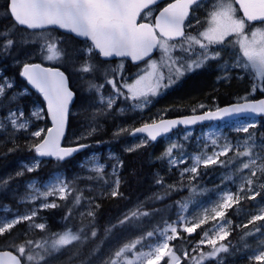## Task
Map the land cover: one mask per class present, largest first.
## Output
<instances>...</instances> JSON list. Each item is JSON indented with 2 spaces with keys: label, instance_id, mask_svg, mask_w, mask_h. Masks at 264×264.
Wrapping results in <instances>:
<instances>
[{
  "label": "snow or ice",
  "instance_id": "1",
  "mask_svg": "<svg viewBox=\"0 0 264 264\" xmlns=\"http://www.w3.org/2000/svg\"><path fill=\"white\" fill-rule=\"evenodd\" d=\"M158 0H8L7 14L12 17L14 26L24 27L26 30H38L39 39L43 40L40 47V53L44 59L48 61H58L64 58L66 50L62 47L63 40L52 37L47 29H64L70 34H74L77 38H85L90 42L83 54L88 57L81 65L79 71L83 73H92L99 71L97 65L91 63L92 54L95 52L97 56L110 58L118 56L121 58L131 57L133 61L142 60L149 57L154 49L159 48L162 56L161 63L150 61L149 67L152 71L146 75L152 76V80L145 82V76H140L134 84L123 85L128 90L125 95L121 88L117 87L115 79L107 80V83L114 89L113 95L105 98L101 95L100 99L107 109H112L117 99L123 97L124 100L130 101L129 107L133 109H142L149 100V96L158 95L161 88H167L178 81L186 73L194 72L205 66L212 60H222L219 51H212L211 45L223 46L225 38L235 34L240 37L236 41L239 45L240 55L234 63L224 61L220 65L224 76L218 79H230L228 73L232 69H239L249 72L253 77L251 91L254 93L258 89L264 92V29H256L251 32L252 39L249 40L245 35V25L247 22L259 21L264 23V0H239L240 6L243 8V18L235 17V9L232 0H217L213 6L214 11L209 13L210 19L207 21L208 27L199 32L197 35L185 33V20L189 17V10L193 5H198L200 0H174L173 3L167 4L154 18V23H138L137 19L141 13L148 9L144 14V18L152 17V9L149 5H155ZM199 24V20H197ZM187 27L191 29L193 25L189 22ZM12 33L6 34L3 39L4 43L0 44V48L4 51L11 49L15 41L9 36ZM174 41L173 43H169ZM198 46V50H197ZM176 49H179L183 55H174ZM195 54V58H192ZM122 64L120 67L122 68ZM163 68L167 71L159 69ZM115 72V70H112ZM105 72V76H107ZM27 81L43 93L48 104V111L51 114L53 127L47 130L46 135L41 142L32 145L39 157L52 156L57 160H64L72 153L78 151L77 148H63L60 146V139L64 135L66 124L68 104L73 97V93L68 89L66 77L58 68L43 69L40 65L27 64L23 65L21 73ZM0 97L5 95L6 89H11L13 84L7 80L0 78ZM97 91L103 85H91ZM26 90L19 93L20 96L25 94ZM16 97L14 96L13 99ZM244 103H237L225 108H217L215 112H206L201 116L186 117L181 120L160 121L152 125L145 124L140 128L132 130V134H146L145 141H155L161 133H167L176 125H192L198 121L210 120L217 117L228 116L248 112L253 114H264V99L259 101H249L247 96L241 97ZM200 107H204L201 105ZM123 111V109H121ZM33 116L39 117V111L33 112ZM6 121L11 127L16 130H26L28 121L24 119V112L9 111ZM256 122H250L241 127L236 128L237 132L247 134L240 144L233 145L232 142L224 139V143H219V137L208 139L211 145L216 146L219 150L213 151L211 155L206 151L200 154L191 156V166L185 167L180 175L183 177L188 174L190 179L194 180L199 174L198 170L203 167L207 168L210 165L219 164L225 167L231 164L232 160H222L221 157H227L229 152H233L234 158H247L246 162H242L237 169L242 173L244 170H249V174L242 176V182L237 187V192L232 193L230 190L225 191L219 197V203L211 210L212 219L215 221L219 218V222L214 225L213 231L215 238H209L208 232L203 233V237L192 248L190 255L187 249H180V255L170 248V241L176 240L179 237V229L191 235L202 224L207 223L208 216L203 215L198 221L188 220L183 213L187 211L186 203L177 202L180 213L177 215V220L173 223L164 222V226L157 227L153 231H148L143 236L130 243H125L114 251L109 260L105 264H159L161 260L168 257L167 264H181L182 260L188 264H205V261H216V264H223L220 257L221 253H228V245L223 243L230 235L225 230L231 221L225 220L226 210L234 204L239 203L241 193L253 192L254 179L259 180L260 176H264V157L256 152V137L255 133L250 129H255ZM6 124L0 121V129H5ZM93 132L95 129L92 130ZM128 131L120 129L116 135ZM43 129L32 133L34 137H40ZM187 139V137H185ZM261 143L264 144V137L261 138ZM80 148L86 145H80ZM207 147V145L205 146ZM241 147L243 151H241ZM181 149V145L173 144L166 149L161 159H166L170 167H179L182 164H187L188 160L183 156L177 157L173 155L174 150ZM13 149H9L12 151ZM134 149L129 148L128 151ZM259 161V162H258ZM39 167V160H34L31 167L25 166L28 172L34 171ZM122 167V162L118 161L113 166L112 175L115 177L113 181L110 195L116 197L119 193L120 179L117 169ZM98 178L103 179L104 166L95 164L91 169ZM258 173L260 176H258ZM17 175H23V172H18ZM223 181L234 182L232 175H227L222 178ZM4 183H7L6 181ZM157 184L165 187L162 180H157ZM247 186V187H246ZM170 190H176L173 186H167ZM33 191L29 194V199L32 201L42 199L40 205L43 209L56 208L59 205L56 203L47 202L49 196L56 195L61 200H67L68 196L72 195L77 190L68 182L57 178V180L47 186L46 190L40 191L35 188V185H29ZM259 188L264 189V183L259 185ZM164 195H156V200H163ZM260 195L259 191H255L249 199H255ZM83 194L78 193L73 196L74 206L81 204ZM98 208L99 205H93ZM207 211V210H206ZM39 209H32L30 212L23 215L17 214L12 219H0V236L11 230L18 224L28 222L29 229L41 230L44 232L47 228L46 223H37ZM81 217H88L89 224L78 227L75 231L71 227L65 226L62 232L51 233L43 239L32 240L26 239L19 245H12L13 251H0V264H47V258L53 254L59 253L62 249L73 244H85L89 238L96 237L95 230L90 231L88 228L92 226V221L95 219L94 211L81 213ZM151 213L146 211H133L126 215L120 224H125L140 217H148ZM72 216V209H69L64 217L67 221ZM257 220H264V209H261L260 215L252 216L249 223ZM191 224V226H188ZM244 227H247L245 225ZM110 231V230H107ZM256 231H259L257 229ZM250 233H246L248 235ZM155 241V243L145 244L144 241ZM218 241L221 243L218 244ZM210 245V250L205 252L201 245ZM264 244V242H262ZM137 245H141V250L137 251ZM147 247L148 251H143ZM255 260H264V252L254 257Z\"/></svg>",
  "mask_w": 264,
  "mask_h": 264
},
{
  "label": "rangeland",
  "instance_id": "2",
  "mask_svg": "<svg viewBox=\"0 0 264 264\" xmlns=\"http://www.w3.org/2000/svg\"><path fill=\"white\" fill-rule=\"evenodd\" d=\"M217 3V0H203L198 5L195 6V11L189 18L188 23L190 22L193 27L188 34L197 35L199 32L204 31L209 25L207 21L210 19L209 13L214 11L215 8L213 7ZM233 7L235 9V17L237 19L243 18L238 5L236 4L235 0H232ZM147 12V11H146ZM144 14L142 15V19L144 18ZM154 10L152 9V17L154 16ZM150 17V18H152ZM149 19V18H147ZM197 20H199V24H197ZM256 29H264V23L258 25H251V23L246 21L245 25V35L248 36V39L251 40V32ZM50 32L52 37H56L58 39L63 40L62 47L66 50L65 56L63 59L58 61H48L43 58L40 53V47L43 44V40H39V34L32 39H37V43L33 48L28 49L24 54L16 57L12 63L13 65H23L28 63L32 60L44 61L50 64H63L67 66V68L72 72L73 78H71V82L73 87L80 92L81 97L76 102L75 106L72 109L73 115H80L81 119L77 118L75 121V125L69 129V133L66 138V142L68 144H81L85 143L86 148L84 149L87 151L82 157L81 160L77 162V168L81 171L75 173L76 176L84 177L87 181H90L94 178L98 179L97 174L92 171L91 169L95 166V164H102L104 166V173H103V185H95L90 183V186L87 187V190L93 192L91 197L85 195L82 197L81 204L75 211V214H72L65 223V226L73 228L75 231L78 227L85 225V221L88 220V217H81V213H86L87 211L91 210L94 211L96 214V209L94 208V203L99 204L100 199L99 196L105 194V190L107 192H111L113 181L115 177L112 175L113 166L118 163V161L122 162L121 152H119V147L117 145L111 147L110 145L106 146L105 148L91 150L88 143L83 142V139L89 138L95 135L101 128L107 130L109 128V124H111V132L112 134H116L120 131V129H127L128 131L120 133V138L117 140L121 144L122 151H128L129 148L134 150L143 148L149 141H145V137L142 136H133L132 130L137 128L138 124L147 121H155L160 119L168 114V110L171 104H179L192 101L190 96L192 94H187L182 96L181 94L188 89L185 85L183 86L184 82L190 76H193L194 72L186 73L183 77H181L175 83H178L179 88L183 86L181 93L170 94L169 92L174 87L175 83L167 88H161L158 95L149 96V102L143 106L142 109H133L129 107L130 101H126L123 97L117 99L116 103L113 105L112 109H107L104 103H102L100 97L101 95L105 98L113 95L114 89L110 84L107 83V80H96L92 83H89L88 76L90 73H83L79 71L81 65L84 63L85 60L88 59L86 55L83 54V50L87 48L90 42L86 40H81L79 42L72 41L69 37L66 36H58L54 34V32ZM240 39L235 34H232L229 37L225 38V42L223 46L219 45H211L212 51H219L221 53L222 60L215 61V69L220 71V77L224 76V72L221 70L220 65L224 63V61H228L229 63H234L236 58L240 55L239 45L236 41ZM173 43V42H169ZM198 50V46H197ZM179 49H176L174 55H182L179 53ZM158 56H154V58L150 59L146 63H144L141 67L135 69L133 72L127 73L125 76L120 77L122 83L117 84V87L121 88V91L124 92L125 95L128 94V90L123 87V85H132L134 82L139 79L140 76H145V82L147 83L149 80H152V76L146 75L150 71H152L149 67L150 61H156L158 64L161 63V56L162 53L159 49ZM97 56L95 52L92 54L91 63L95 64L97 62ZM2 58V55H0ZM192 58H195V54H192ZM1 64V62H0ZM123 65L122 68L120 65ZM123 68H126V62L121 61L116 66L109 67L110 70H115L120 72ZM160 71H164L165 75H167V71L163 68L159 69ZM230 79H218L215 77V82L219 83L217 80H223L225 84H229L232 80L235 81V85L238 87L237 89V96L234 98V101H241V97L247 96L249 99L253 94H256L260 90L258 89L254 93L251 91L252 84L254 82L252 75L249 72H245L239 69H232L228 73ZM0 78L3 80H7L8 82L13 84L11 89L5 90V95L0 97V121H4L6 124L5 129H0V146L9 145L8 151L0 153V157H7L10 154H15L19 150L25 151V156H13L11 157L10 161L4 165H1L0 160V196L9 195L12 198V201H8L5 203H0V219H12L15 215L20 214L23 215L25 213L30 212L32 209L36 208L39 209L38 217L36 218L37 223H46L43 220V211L48 209H43L40 207L42 203V199H38L35 201L30 200L29 194L33 191L29 188V185H35V188H38L40 191L46 190L47 186L51 183L55 182L57 178L65 180L69 179L68 173L61 169L55 170L51 173H47L49 167V163L54 159H43L39 157L35 150L32 148V145L39 143L42 141L44 136L47 133V130L51 127V122L47 114L46 105L43 99L38 96L34 90H32L28 86H23L18 88L17 80L15 76L10 75L6 72L5 68L0 65ZM112 80V78L110 79ZM2 82V80H0ZM194 82V80L192 81ZM103 85L99 91L95 88H92L91 85ZM193 84V83H192ZM192 86V85H191ZM26 90L23 96H20L19 93ZM262 92V91H260ZM170 94V95H169ZM41 95V94H40ZM168 95L169 99H164V97ZM16 97L13 99V97ZM42 96V95H41ZM214 100V99H212ZM94 102L92 105L89 103ZM213 102V101H212ZM154 104V106H152ZM170 104V105H169ZM211 105V104H210ZM17 109L24 112V119L28 121V128L26 130H14L10 124L7 123L6 117L9 111H17ZM89 109L91 114L86 116L89 112L86 110ZM123 109V111H121ZM39 111V117L33 116L32 113ZM86 112V113H85ZM97 114H95V113ZM93 115H100V119L97 122H94L91 118ZM90 118V119H89ZM89 122H83V121ZM255 121L257 126L260 124V120L257 118H239L231 121H219V122H211L206 124L203 128H200L198 133L195 132V128H181L178 129L171 134L167 135L166 137L160 139L158 142L162 143L166 149L173 144L181 145V149L174 150L173 155L180 157L183 156L185 159L188 160L187 164H182L179 167V170L182 171L185 167H190L192 160L191 156L200 154L201 152L206 151L207 154L211 155L213 151H218L219 149L216 146L211 145L209 141V137L212 136L213 138L219 137V143L223 144L224 139L227 138L228 141L232 142L233 145L240 144L243 139L246 137L247 134L242 132H237L236 128L241 127L247 123ZM101 122V123H100ZM137 123L134 127L133 124ZM74 124V123H73ZM256 126V127H257ZM43 129L44 132L41 133L40 137L32 136V133ZM95 129L93 132L92 130ZM252 131V129H250ZM255 133L256 137V147L254 148V153L258 152L261 157H264V144L261 143V136L258 134L257 130L252 131ZM22 137L23 145L19 148H16L13 143L14 141H18V138ZM187 137V139H185ZM156 143V142H155ZM100 143L97 145L98 146ZM207 145V147H205ZM9 149H13L9 151ZM241 151L243 148L241 147ZM56 159V158H55ZM222 160H232L233 162L225 167L217 165H210L207 168L201 167L198 172L199 174L196 176L198 180L194 182V180L190 179L188 174H185L183 177H187L188 180L184 181L181 184L182 191L185 190V194L182 196L181 200L177 202L186 203L188 205L187 211L183 213V215L188 220H196L198 221L203 215L208 216V221L205 224H202L199 229H201V238L203 237L204 232H208L209 238H215V232L213 231L214 225L219 222V218L215 221L212 219V209L220 202L219 197L225 191H231L232 193L237 192L238 185L242 182L241 177L246 176L249 174V170H244L242 173L238 172L237 169L239 168L242 162H246L247 158L236 159L234 158L233 152H229L227 157H221ZM34 160H39V167L36 168L32 172H28L25 170V166L31 167ZM259 162V161H258ZM218 166L216 169L210 171V167ZM122 167L117 169L118 177ZM74 170V169H73ZM78 170H76L77 172ZM18 172H23V175H17ZM227 175H232L234 177V182H227L223 181V177ZM258 176L260 174L258 173ZM75 177V176H74ZM195 178V179H196ZM73 179V178H71ZM120 179V177H119ZM159 180H162L163 185L162 187L158 184L157 189L149 192L143 193L138 196V199L132 203V206L122 212L117 218L116 222L121 226L122 236L107 241L102 242L100 247L97 249L96 254L93 257L86 256L87 262L85 264H105V261L109 260L115 250H117L120 246L125 243H130L133 240L138 239L139 237L143 236L145 233L148 232V229H144V225L140 223V220H145L146 218L150 217H140L139 219L132 220L125 224H120L119 221L123 220L126 215H129L133 211H145L141 208V205L161 191L166 190L168 187L172 185L169 182H165L166 178H162L160 175ZM7 183H4V182ZM100 183V182H99ZM264 183V176H260L259 180L254 179V186L253 192H245L241 193V200L248 198L251 196L255 191L261 190L259 185ZM70 184V182H69ZM247 187V186H246ZM82 191L83 189L80 188ZM78 194V193H77ZM70 196H68L69 198ZM58 196L53 195L47 198V202L49 203H56L58 205ZM254 206L251 210L252 215H260L261 209H264V196H256L253 199ZM74 205V202L70 204L69 207ZM235 205V204H234ZM234 205L226 210L225 220L231 221L230 225L225 227V230L228 231L230 234L233 231L234 220L231 216L227 215L229 211L234 207ZM176 213L175 219L173 221L164 220L160 224H156L152 230L156 229L157 227H163L164 222L173 223L177 220V215L180 213L179 207L175 206ZM207 210V211H206ZM147 212V211H146ZM262 221V225H264V220H257L255 222ZM25 228L33 233L41 231L38 229L32 230L28 227V222H23ZM247 223H238L239 228L245 226ZM47 225V223H46ZM17 226V225H16ZM188 226H191L189 224ZM91 227H89L90 229ZM259 229V231H256ZM62 230V231H63ZM179 235L182 234L186 238H189V234L182 232L178 226ZM195 233V232H194ZM192 233L191 235H193ZM252 233H256L255 238L260 240V243L251 249L248 253V258L254 259L255 256L259 255L261 252H264V228L260 229V227H256L252 230ZM230 236V235H229ZM199 239V241L201 240ZM170 241L169 246L174 250V245H172ZM145 244L148 243H155V241H144ZM198 242L193 243V247L196 246ZM221 243L218 241V244ZM223 243L227 244L225 241ZM228 245V244H227ZM80 246V244H73L67 246L66 248L62 249L59 253L53 254L52 256L47 258V264H61L66 259L70 258L72 255L77 254L76 249ZM203 246V247H202ZM203 250L209 251L210 245H201ZM229 248V246H228ZM137 251L141 250V245H137ZM143 251H148L147 247L143 248ZM91 251H88V254H91ZM177 253V252H176ZM190 255L192 254V250L189 251ZM177 255H179L177 253ZM81 256V254H78ZM235 257V255L233 254ZM223 260V264H236L235 259H231L227 253H221L220 257ZM168 257H165L163 260L159 262L163 264H167ZM255 260V259H254ZM183 261V260H182ZM264 263V260H260ZM206 262V261H205ZM216 264V261H213ZM182 263V262H181ZM84 264V263H83Z\"/></svg>",
  "mask_w": 264,
  "mask_h": 264
},
{
  "label": "trees",
  "instance_id": "3",
  "mask_svg": "<svg viewBox=\"0 0 264 264\" xmlns=\"http://www.w3.org/2000/svg\"><path fill=\"white\" fill-rule=\"evenodd\" d=\"M7 4L8 0H0V44L4 43L3 37L8 33H12L9 38L13 39L15 43L14 46L7 51H4L2 48H0V55H2V58H0V65L5 68L8 74L15 76L18 88H21L23 86H28L27 80L21 75L23 65H13L12 61L16 57L24 54L28 49L33 48L36 45L38 40L32 39V37L35 38L39 34V31H30L20 26H14L12 17L7 14ZM165 4L166 2H162L158 6L152 8L154 10V14H156V12ZM154 17L155 15L152 18L142 20L154 23ZM47 31L54 32V34L58 36L69 37L74 42L81 41L56 29H48ZM189 32L190 30L187 31V34ZM178 52L181 53L180 51ZM158 54L159 53L157 52L156 57L158 56ZM33 61L41 62L43 64H50L48 62L46 63L44 61H39V59L32 60V62ZM121 61L126 62V68H123L120 72H113L109 69L110 65L114 67ZM97 62L98 63H96V65L98 66L99 71H93L92 73H90V75L88 76V79H90L88 81L89 83H92V81L94 82L95 80L97 82H99V80H110L111 78L115 79L117 81V84L122 83L120 77L125 76L129 72H133L135 69L141 67L144 64L143 63L142 65L135 66L130 61H127L125 59L105 61L102 60L100 56L97 58ZM54 65L59 66L64 72H66L70 80L71 78H73V74L72 72H70L67 66L63 64ZM105 72L108 73L107 76H105ZM193 74V76H190L184 82L183 86L185 85L188 89H186L181 94L182 96H184L191 93L192 96H190V99H192V101L179 104H171L166 116L171 117L189 113H198L207 109H214L219 106L234 102V98L238 95V87L235 85L234 80H232L229 84H225L223 80H217L219 83H216L214 81L216 77L215 61H208L204 67L197 69ZM220 76L221 75L217 77ZM193 80L194 82H192ZM178 85V83H175L174 87H172V90L169 93H181L183 86L179 88ZM73 89L77 93V102L80 99L81 94L75 88ZM263 95L264 92L259 91L256 94H253L250 98H258ZM38 96L43 99L41 95L38 94ZM164 99H169V96L166 95ZM93 103L94 102H91L89 103V105H92ZM201 105H203L204 107H200ZM152 106H154V104ZM88 111L89 109L86 110V112ZM90 114L91 111H89L86 116ZM81 116H83V114L72 115L70 117L69 129H71L75 125V121L77 120V118L81 119ZM100 118V115H98V118L97 115H93V118L91 119L94 122H97ZM259 120L260 124L255 129H252V131L257 130L258 134L261 137H264V116L259 118ZM83 122L89 121L87 119V121ZM110 126L111 124H109V128L107 130L101 128L95 135L83 139V142L88 143L90 149L95 151H97V149L105 148L107 145H110L111 147L117 145L119 147V152H121L122 158V168L119 173V193L121 195L112 197L110 195V192H107L105 190V194L99 196L100 203L99 207L96 209L95 219L94 221H92L91 228H88L89 236L90 231L95 230L97 233L96 237H90L85 244L80 245L76 249L77 254L72 255L61 264H85L87 262L86 256L93 257L102 242H107L122 236V228L116 222V218L122 212L130 208L132 206V203L138 199L139 195L143 193L147 194L155 190V188L157 189L158 184L156 183V181L159 180L160 175L163 179L166 178L165 182L171 183L172 185L170 186H173L176 190H170L169 188H167L166 190L161 191L159 194H157L164 195L167 192V195L163 200H156L154 196L141 205V208H143V210L151 213L150 217L146 218L145 220H140V223L144 225V229H148V231H150L156 224H160L164 220L173 221L175 219V206L177 204V201L181 200L182 196L185 194V190L182 191L181 184L188 179L187 177H182L180 175L181 171L179 170V168L170 167L166 159H161L162 155L166 151V148L161 145L162 143L148 142L141 149H136L133 151H122V143H119L117 141L120 138V134H112V132L110 131ZM204 126L205 125L196 126L195 132L198 133L199 129L203 128ZM22 139V137H19L18 141H14L11 144L16 146V148H19L23 145ZM98 143H100L98 146H93L97 145ZM65 144L67 145L68 143L66 142ZM8 148L9 145L0 146V153L8 151ZM87 151L88 150H82L76 153L74 156H71L65 160L54 159L49 163V167H47V173L49 174L55 170H65L68 173V176L73 178L70 182V185L74 187L77 192H74L72 195H70L67 200L58 199V207L49 208L48 210L42 212L43 220H45L47 223L46 230L44 232L38 231L33 233L32 231L27 230L24 224H18L11 230V232L5 233L4 235L0 236V249H11L15 251L12 245H19L26 239L40 240L43 239L46 235H50L51 233L62 232L63 227L66 223L64 217L66 216L68 210L72 209V214H75V211L78 208V206L74 205L69 207L70 204L74 202L73 196L77 193H82L83 196L88 195L91 197V194L93 192L87 190V187L90 186V183L95 185L106 184L103 183L104 180H101L100 178H94L90 181H87L81 176H76L75 173L81 172L77 168V162L82 159L83 155L87 153ZM13 156L24 157L25 151L19 150L17 153L10 154L7 157H0L1 165L9 162L11 157ZM217 167L218 166H212L209 169L211 171L216 169ZM76 170L78 171L76 172ZM147 180L150 181L151 184L145 183V181ZM197 180L198 178L194 179V182H196ZM80 188H82L83 190L81 191ZM259 196H264V189L260 190ZM8 201H12V198L9 195L0 196V203H5ZM253 201V199L249 198L243 199L239 201V203L235 204L227 214L234 220L233 231L225 240V242L229 246V252L227 253V255L231 259H235L236 264H264L262 261L248 258V253L250 251H248L247 248L251 249L252 247L260 243V240L255 238L256 233H252V230L256 227H260V229L264 228V225L261 224L262 221L249 223V221L251 220L250 215H252L251 210L254 206ZM239 222H246L247 227L243 226L239 228ZM84 224L88 225L89 219L86 220ZM246 233L250 234L246 235ZM201 234V229L199 228H197L195 233L193 235H190L189 238H186L184 235L182 236V234H180L176 240H173L171 242L172 245H174V251H176L179 255L180 249H187L188 251H191L193 248V243L199 241V239L201 238ZM88 251H91L92 253L88 254ZM203 251L207 252L206 250ZM78 254H81V256H78ZM233 254L235 255V257L233 256ZM160 264H163V262ZM181 264H188V262L182 261ZM205 264L215 263L213 261H206Z\"/></svg>",
  "mask_w": 264,
  "mask_h": 264
},
{
  "label": "water",
  "instance_id": "4",
  "mask_svg": "<svg viewBox=\"0 0 264 264\" xmlns=\"http://www.w3.org/2000/svg\"><path fill=\"white\" fill-rule=\"evenodd\" d=\"M164 1H169L167 4H169V3H173V2H174V0H158V3H157V4H155V5H149V8L155 7V6L159 5L160 3L164 2ZM200 1H201V0H200ZM235 2H236V4L239 6L240 11H241V13H242V15H243V8L240 6L239 0H235ZM167 4H166L164 7H166ZM193 6H194V5H193ZM193 6H192V7H193ZM164 7H162V8L157 12L156 16L159 15V12H160ZM147 10H148V9H145V10L141 13V15H142L145 11H147ZM191 12H192V8L189 10V16H190ZM156 16H155V17H156ZM140 18H141V16L137 19V22H138V23H150V22H148V21H140ZM188 18H189V17H188ZM188 18L185 20V33H186V22H187ZM251 23H261V22H259V21H253V22H251ZM23 28H24V27H23ZM56 29L59 30V31H61V32H63V33H65V34H70V33H68V32H67L66 30H64V29H59V28H56ZM29 30H31V29H29ZM70 35L76 37L74 34H70ZM76 38H77V37H76ZM78 39L85 40V38H82V37H81V38H78ZM157 51H158V48L154 49L153 52L150 53V56H149V57H145V58H143L142 60H136V61H133L131 57H124V58L127 59L128 61H130L131 63H133V64H135V65H138V64H141V63H143V62L149 60L150 58H152V57L157 53ZM101 58L104 59V60L121 59V57H118V56H113V57H110V58H104V57H101ZM27 64L40 65L41 68H43V69H48V68H58L59 71H61V72L64 73V76L66 77V84H67V87H68V89L73 93V97H72V99L69 101V104H68V112H67L66 124H65V129H64V135H63L62 138L60 139V146L63 147V148H77L78 151L82 150L84 147H83V148H80V147H79L80 145H78V146H66V145H64V141H65V138H66L67 133H68V128H69V121H70L71 110H72V108H73V106H74V104L76 103V100H77V94H76V91L72 88L71 83H70V79H69L68 75H67L63 70H61V68L58 67V66L44 65V64H42V63H27ZM22 72H23V67H22ZM24 78H25V77H24ZM25 79H26V78H25ZM26 80H27V79H26ZM27 82H28V81H27ZM28 85H29L33 90H35L36 92H38V93H40V94L43 95V93H41L38 89H36V88H35L33 85H31L29 82H28ZM43 99H44V101H45V103H46L47 113H48L49 119H50V121H51V123H52V125H51L50 128H52V127H53V122H52V119H51V114H50L49 111H48V104H47V100L45 99L44 95H43ZM261 99H264V96H261V97L256 98V99H248V100H249V101H259V100H261ZM237 103H244V101H243V100H242V101H234V102H231V103H228V104L222 105V106L217 107V108H225V107H228V106H231V105H235V104H237ZM217 108H214V109H207V110H205V111L198 112V113H189V114H183V115H177V116H171V117H168V116H167V117H163V118H161V119H159V120H156V121H152V122L144 123V124L138 126L137 128H140V127L144 126L145 124L152 125L154 122H155L156 124H159L160 121L181 120V119L186 118V117L201 116V115H204L206 112H209V111H211V112H215V111L217 110ZM262 116H264V114H253V113H248V112H242V113H237V114H230V115H228V116L217 117V118L210 119V120L198 121L197 123L192 124V125H183V124H180V125H176L175 127H172V128L170 129V131H168L167 133H161V135L157 136V139H156L155 141L161 139L162 137H164V136L170 134L171 132H173V131H175L176 129H179V128H181V127H183V128H191V127H195V126H197V125L207 124V123L215 122V121H230V120L238 119V118H241V117L260 118V117H262ZM50 128H49V129H50ZM135 129H136V128H135ZM138 135H145V136H146V134H143V133H138V134H135L134 136H138ZM155 141H153V142H155ZM78 151L72 153V155L76 154ZM72 155H71V156H72ZM69 157H70V156H69ZM42 158H45V159H53V158H55V157H52V156H44V157H42ZM66 158H68V157H66ZM66 158H65V159H66ZM0 251H13V250H11V249H0ZM13 252H14V251H13Z\"/></svg>",
  "mask_w": 264,
  "mask_h": 264
},
{
  "label": "bare ground",
  "instance_id": "5",
  "mask_svg": "<svg viewBox=\"0 0 264 264\" xmlns=\"http://www.w3.org/2000/svg\"><path fill=\"white\" fill-rule=\"evenodd\" d=\"M219 75H220V72H219V70H216V75H215V76L217 77V76H219ZM145 183H147V184H151V182H150V181H148V180H147V181H145Z\"/></svg>",
  "mask_w": 264,
  "mask_h": 264
},
{
  "label": "flooded vegetation",
  "instance_id": "6",
  "mask_svg": "<svg viewBox=\"0 0 264 264\" xmlns=\"http://www.w3.org/2000/svg\"><path fill=\"white\" fill-rule=\"evenodd\" d=\"M137 125V123H134L133 126L135 127Z\"/></svg>",
  "mask_w": 264,
  "mask_h": 264
}]
</instances>
